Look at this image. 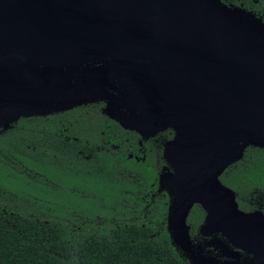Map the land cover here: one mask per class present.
Returning a JSON list of instances; mask_svg holds the SVG:
<instances>
[{
	"label": "water",
	"instance_id": "water-1",
	"mask_svg": "<svg viewBox=\"0 0 264 264\" xmlns=\"http://www.w3.org/2000/svg\"><path fill=\"white\" fill-rule=\"evenodd\" d=\"M118 75L144 107L124 127L175 130L164 152L174 243L192 264H220L190 236L199 204L202 237L264 264V211L241 209L220 180L245 146L264 147V24L221 0H0V130L96 99L115 117Z\"/></svg>",
	"mask_w": 264,
	"mask_h": 264
},
{
	"label": "trees",
	"instance_id": "trees-1",
	"mask_svg": "<svg viewBox=\"0 0 264 264\" xmlns=\"http://www.w3.org/2000/svg\"><path fill=\"white\" fill-rule=\"evenodd\" d=\"M103 107L21 117L0 131V264H192L172 239L161 146L144 141L145 159L129 157L142 155L139 134ZM220 180L241 209L264 211V147L245 146ZM205 216L196 204L193 242L209 257L244 259L221 234H199Z\"/></svg>",
	"mask_w": 264,
	"mask_h": 264
},
{
	"label": "flooded vegetation",
	"instance_id": "flooded-vegetation-1",
	"mask_svg": "<svg viewBox=\"0 0 264 264\" xmlns=\"http://www.w3.org/2000/svg\"><path fill=\"white\" fill-rule=\"evenodd\" d=\"M221 1L225 5H227L228 7H230L232 9H234V10H236V11H238V12H240V13H242V14L250 17V18H253V19L264 24V0H221ZM30 8H33V7H30ZM41 9H45V6L41 7ZM93 65L94 64H92V63L91 64L87 63L85 65H80V67H92ZM109 80H111L116 87V89L113 91L114 95L117 98H120V97L125 98L124 103L116 104L114 106L115 108H111L112 111L111 110L109 111L111 114H114L115 117H117V118H115L111 115H109V116L113 120L117 121L124 129L134 131V132L138 133L140 136L139 140H138L139 146L137 148V152H140L142 155L140 156V155L134 154V152H132V153H129V157L134 156L136 159H139V158L145 159V153L147 151V148L145 146L144 141L149 140V146L151 147V150L161 146V149L160 148H158V149H159V152L162 153L161 157L163 158V160L165 161L167 166L162 170V172L159 173V177L162 181L165 180L167 182L168 174L173 173V168L168 164V162L164 156V152H165V147H166L167 143L174 139L175 130L172 129L171 127H167L165 129H162V130H157L153 135H151L148 138H144L141 135V133L136 131L135 129L124 127L121 124V120H125V121L130 120L131 121V120L137 118V114L140 111L143 113L144 107L142 105H138L134 101V99L139 97L138 93L135 92L134 90L128 89L127 85L122 81L120 75H118L115 78H109ZM96 100H102V102L104 103V107H103L104 111L108 107H110V105L113 104L112 100H107V99H96ZM72 109H70V110H72ZM70 110H67V111H70ZM67 111H62V112H67ZM62 112H59V113H62ZM51 114H58V113H51ZM51 114H48V115H51ZM167 131H168V135L165 133ZM164 134L167 137L166 139H165V137H162ZM160 140H162V145L159 144ZM167 184H168V182H167ZM172 193H173V190H172ZM190 214H191V212H190ZM190 214H189V216H190ZM188 219H189V217H188ZM213 258H215V257H213ZM215 259L218 260L220 262V264H228V262H231L233 264H235L237 262L249 264L251 262V260L253 259V257L251 255L247 254V256H245L244 259H242L241 257L237 258L236 260H223V259H217V258H215Z\"/></svg>",
	"mask_w": 264,
	"mask_h": 264
},
{
	"label": "rangeland",
	"instance_id": "rangeland-1",
	"mask_svg": "<svg viewBox=\"0 0 264 264\" xmlns=\"http://www.w3.org/2000/svg\"><path fill=\"white\" fill-rule=\"evenodd\" d=\"M13 125H14V123H13ZM13 125H11V126H8V127H7V129L11 128ZM2 130H6V128H4V129H1L0 131H2Z\"/></svg>",
	"mask_w": 264,
	"mask_h": 264
}]
</instances>
